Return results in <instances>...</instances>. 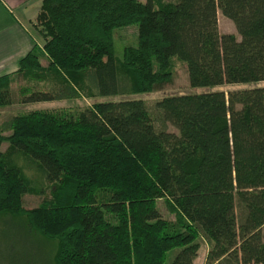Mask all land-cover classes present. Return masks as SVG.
<instances>
[{"label":"trees","instance_id":"1","mask_svg":"<svg viewBox=\"0 0 264 264\" xmlns=\"http://www.w3.org/2000/svg\"><path fill=\"white\" fill-rule=\"evenodd\" d=\"M133 24L117 58L114 29ZM32 26L41 44L0 75V108L91 102L0 123V224L54 243L50 264H166L174 249L167 264H195L200 240L204 264H264V0H42ZM175 57L203 90L150 109L137 95L170 83ZM16 154L51 186L33 206L43 191Z\"/></svg>","mask_w":264,"mask_h":264},{"label":"rangeland","instance_id":"2","mask_svg":"<svg viewBox=\"0 0 264 264\" xmlns=\"http://www.w3.org/2000/svg\"><path fill=\"white\" fill-rule=\"evenodd\" d=\"M145 1V0H141ZM218 29L220 33H235L236 29L234 23L227 17H225L219 10L217 13ZM34 32V31H33ZM114 53L117 58L122 57V51L125 45H135L137 42V25H128L122 27H116L114 29ZM34 40L41 44V40L35 34L32 35ZM45 63V60L43 59ZM173 77L170 83L163 86L162 89L152 93L137 95L141 98L146 105L151 109L153 103L161 98L165 94L170 93H188L201 91L203 88L192 89L188 86V78L186 65L183 61L174 58L173 61ZM257 85L264 86V81L259 82ZM239 85H228L217 87V89L227 90L232 88H240ZM91 100L78 99L74 101H53V102H38L30 103L26 105L14 104L0 108V123L8 117L21 112L34 108H46V109H59L72 105H84L89 104ZM167 129L169 131L177 132L175 127L168 123ZM7 146V142H2L0 150H4ZM15 162L21 166L25 176L28 180L43 193L40 194H27L23 196V202L27 206H33L42 200L44 197H48L51 186L46 185L43 177L29 165L25 158L16 154L14 157ZM159 206L163 209V204L159 202ZM167 215V214H165ZM19 225L13 223L0 224V264H50L49 257H52L54 252V243H42L37 241V237L34 235L26 234L24 230L20 229ZM264 231V227H263ZM207 244L205 241L200 240V248L198 256L195 259V264H204L205 255L207 252ZM177 250L174 249L168 253L166 264L172 259ZM30 260V261H28Z\"/></svg>","mask_w":264,"mask_h":264},{"label":"crops","instance_id":"3","mask_svg":"<svg viewBox=\"0 0 264 264\" xmlns=\"http://www.w3.org/2000/svg\"><path fill=\"white\" fill-rule=\"evenodd\" d=\"M42 0H0V75L17 69L34 43L32 22Z\"/></svg>","mask_w":264,"mask_h":264}]
</instances>
